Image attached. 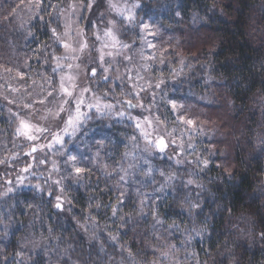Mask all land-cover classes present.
Here are the masks:
<instances>
[{"label": "clouds", "instance_id": "clouds-1", "mask_svg": "<svg viewBox=\"0 0 264 264\" xmlns=\"http://www.w3.org/2000/svg\"><path fill=\"white\" fill-rule=\"evenodd\" d=\"M0 264H264V0H0Z\"/></svg>", "mask_w": 264, "mask_h": 264}]
</instances>
